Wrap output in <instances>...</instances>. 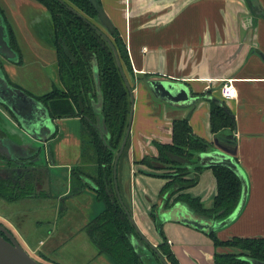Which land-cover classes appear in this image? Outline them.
I'll use <instances>...</instances> for the list:
<instances>
[{"label": "crops", "instance_id": "obj_1", "mask_svg": "<svg viewBox=\"0 0 264 264\" xmlns=\"http://www.w3.org/2000/svg\"><path fill=\"white\" fill-rule=\"evenodd\" d=\"M257 1L264 13V0ZM98 2L117 30L131 68L129 72L122 68L134 105L130 133L117 164L116 181L123 205L143 237L153 246L161 244L148 215L155 206L157 221L162 223L167 244L180 264H211L216 250L229 251L215 249L208 230H198L181 222L184 217H195L185 205L164 208L159 194L167 180L150 176L160 171L140 163L143 158L157 156L155 142L171 144L175 121H187L192 134L209 144L208 150L220 149L232 155L247 179L248 196L243 211L230 225L215 232L217 238H264V17L256 16L245 0ZM0 10L13 32L21 58L17 65L3 60L7 63L4 70L9 80L37 97L55 85L59 87L57 77L53 85L50 82L48 88H39L32 82H23L18 73L19 67L30 68V77H37L36 69L27 65V55L55 72L56 54L49 43L48 11L34 0H0ZM93 25L109 35L97 22ZM41 77L40 82L46 84ZM151 80H168L185 86L192 101L168 104L156 98L148 87ZM226 80H232L236 90V96L229 101H224L220 93ZM213 105L228 111L233 121L231 130L211 131ZM54 125L55 134L45 145L49 170L42 183L35 185L32 194L25 197L11 201L0 198L15 206L23 200L50 201L53 196L49 189L53 179L58 177L55 170L66 168V186L54 196L63 211L42 229H32L29 233L20 230L21 238L33 252L44 255L43 251L65 250L69 242L74 245L71 238L78 233L79 249L72 251L75 264L80 262L78 254H83L88 264H114L97 249L92 254L87 251L90 238L86 225L102 212L103 205L95 194L96 167L89 160L81 164L83 126L80 119H58L54 120ZM184 193L210 208L216 196L211 168L202 169L197 184ZM90 208L94 215L89 217ZM2 223L13 232V225ZM132 239L142 242L137 234L131 236V244ZM43 261L49 263L47 259Z\"/></svg>", "mask_w": 264, "mask_h": 264}, {"label": "trees", "instance_id": "obj_2", "mask_svg": "<svg viewBox=\"0 0 264 264\" xmlns=\"http://www.w3.org/2000/svg\"><path fill=\"white\" fill-rule=\"evenodd\" d=\"M42 5L50 16V45L56 54L55 72L58 86L46 94L34 97L44 103L53 120L79 118L83 126L81 137V164L89 162L96 166V199L103 205L102 212L86 225V232L99 254L107 255L114 264H142L131 245L130 238L136 232L119 203L114 191L112 166L127 127L130 99L128 91L118 71L116 60L108 43L88 23L96 21L97 12L88 0H34ZM98 1V0H97ZM70 7L72 12L67 9ZM4 20L5 16L0 10ZM85 19V20H84ZM9 44L15 50L21 63L13 32L5 20ZM116 49L122 68L131 71L124 44L115 28L108 35ZM96 59L99 66L100 90L103 95V117L109 132V147L101 143L97 132L91 127L94 114L90 98L95 96L91 76V62ZM210 126L213 133L231 130L233 121L225 108L212 106ZM157 156L143 158L141 164L154 171L150 176L166 179L159 197L164 208L177 204L185 205L191 212L206 220L221 219L232 212L240 196V181L229 169L211 168L216 181V196L212 206L205 208L199 199L184 193L194 187L202 168L196 167L195 153L206 152L209 144L201 141L191 132L187 121H175L172 125L171 144L154 143ZM81 169V166L79 167ZM76 170V169H75ZM29 193L11 194L9 187L0 185V197L11 201L25 197ZM156 207L148 213L161 238L158 250L167 264H180L167 244L162 231V223L157 221ZM215 249L211 264H251L250 260L264 262V238L231 237L219 240L215 232L208 231ZM231 251V252H230ZM159 259L155 256V262Z\"/></svg>", "mask_w": 264, "mask_h": 264}, {"label": "water", "instance_id": "obj_3", "mask_svg": "<svg viewBox=\"0 0 264 264\" xmlns=\"http://www.w3.org/2000/svg\"><path fill=\"white\" fill-rule=\"evenodd\" d=\"M60 3L64 4L62 0H58ZM91 6L96 10L97 16L96 21L108 34L113 30V25L106 15V13L101 8L97 0H88ZM249 5L250 10L256 15L264 17V13L260 8V5L257 0H245ZM67 9L74 12L70 7L67 6ZM85 20V19H84ZM102 38L108 43L112 52L114 54L116 64L120 76L124 82V85L128 91L130 97V113L125 130L124 137L122 139L121 145L118 151L115 153L112 166V177L114 191L117 196V199L123 210L125 211L129 222L133 226L136 234L139 236L140 240L133 242L132 247L134 252L137 254L138 258L142 264H149L146 258H149L151 262L154 261V258L150 251L156 255L161 264H167L163 259L162 255L158 251L156 246L150 244L145 237L141 234L138 227L136 226L134 220L128 213L127 209L123 205L121 199L117 181H116V169L118 161L123 153V150L126 146V142L130 133V126L132 122V112L134 99L132 95V90L124 76L122 66L114 48L111 40L108 38L107 34L98 29L95 25L90 24L85 20ZM0 58L5 61H8L13 64H19L20 59L18 53L12 49L9 44V35L5 20L0 13ZM91 76L94 83L95 95L97 100L94 97L90 98V105L92 112L94 114V123H90L91 127L97 132V135L103 144L104 147L110 149L109 147V132L106 127L105 119L103 117V95L100 90V80H99V66L97 60L94 58L91 62ZM148 87L152 94L168 103V104H186L192 101V97L188 94V89L178 83L168 81V80H151L148 82ZM0 105L4 106L9 113L13 116L17 125L11 123V136L8 143H2L4 150L10 153L11 149L16 153H23L19 157H11L10 160L15 161L20 158H27L35 155L34 146L39 145L45 147L47 141L54 136L55 134V125L54 120L50 117L48 108L43 105L40 101L34 99L33 97L27 95L24 91L14 88L8 84V81L5 77L4 71L0 68ZM10 135V134H9ZM9 158V157H8ZM196 167L199 168H213V167H224L231 170L240 181V196L235 208L227 216L214 220L212 222H204L202 220L193 218L192 216L184 217L181 219L183 224L192 226L198 230H208L209 232H217L237 219V217L243 211L247 196H248V183L244 175V172L238 165L234 157L226 152L221 151L220 149H211L206 152L195 153ZM189 212L186 211V214ZM190 214V213H189ZM251 264H264V262L250 260ZM0 264H44L35 260L24 248L18 243L14 238L11 232L0 223Z\"/></svg>", "mask_w": 264, "mask_h": 264}, {"label": "rangeland", "instance_id": "obj_4", "mask_svg": "<svg viewBox=\"0 0 264 264\" xmlns=\"http://www.w3.org/2000/svg\"><path fill=\"white\" fill-rule=\"evenodd\" d=\"M25 60L27 61V65L33 66L36 69V72L38 73L36 78H31L29 75V69L26 68L23 69L20 67L18 68V73H20V79H22L23 82H32V85H36L39 88H46L47 86L51 84L53 85L54 80L56 78V72H52L51 68L47 64H41L39 62H35L30 56H26ZM7 63L4 62L2 59H0V65L2 66L4 70V65ZM22 65V64H21ZM55 69V66H54ZM4 73L6 74L5 70ZM42 76V77H41ZM6 77L8 78V75L6 74ZM40 77L46 84H42L40 82ZM9 80V78H8ZM58 86V85H55ZM54 87V86H53ZM48 88V87H47ZM50 91V90H49ZM46 94V93H45ZM89 163V162H88ZM95 166V165H94ZM96 167V166H95ZM83 170H86L85 166H82ZM55 172L58 174L57 179H53V182L51 183V187L49 189V193L53 196V198L50 199V201H37V202H31L28 200H23V203H19L17 206L11 205L10 203L2 200L0 198V223L5 222L7 225L11 224L13 225L12 229V235L14 238L18 241V243L24 248L26 252H28L35 260L38 262L44 263V264H75V257L73 252L77 251L79 248L80 241L78 240L79 236L78 233L72 236L71 240H74V245H70L69 243L66 244V249L61 251L58 250L56 252L54 251H43L44 255H40L37 252H33V248L27 245V242L23 238H21V232L24 230L28 233L32 229L36 228H44L46 227V223L50 220L52 222V219L58 218L59 213L63 211V206L60 204L59 201L57 202L54 198V196L57 195L60 191L64 190V187L66 186V179L68 178L67 170L66 168L63 169L62 167L56 168ZM96 173V171H95ZM96 204V203H95ZM59 206V207H58ZM95 207V205H92L91 207ZM89 215H94V212L92 208H90V211L87 212ZM36 222H39L38 224H35ZM3 224V223H2ZM21 230V232H20ZM70 240V239H69ZM87 240V239H86ZM88 247L87 251L88 253H91L96 250L94 245L88 241ZM44 250V248H43ZM73 251V252H72ZM66 257L65 261L61 259L60 256ZM80 258V262L78 264H83L84 262H88L85 260V256L83 254H78ZM43 259H47L48 262H44ZM83 259V261H82ZM88 264V263H86Z\"/></svg>", "mask_w": 264, "mask_h": 264}, {"label": "flooded vegetation", "instance_id": "obj_5", "mask_svg": "<svg viewBox=\"0 0 264 264\" xmlns=\"http://www.w3.org/2000/svg\"><path fill=\"white\" fill-rule=\"evenodd\" d=\"M0 59H2V58H0ZM0 68H2L1 65H0ZM5 77H6V74H5ZM6 79H7L8 84L10 86L24 91L27 95H29L33 98L34 97L37 98V96L31 95L28 92H26L25 90H23L22 88H20L19 86H16L15 84H13L10 80H8L7 77H6ZM42 104L44 105V103H42ZM11 123L13 125H17L15 119L9 113V111L4 106L0 105V185L2 187L4 186V184L7 185V187H9V189H10L11 194H14V195L18 194V193L32 194V191H33V188L35 187V185L42 183L44 176L47 174V172L49 170V166H48L49 164H48L47 159L45 158L46 157L45 147L43 148L39 145H35L34 146V150L36 153L35 155H32L31 157H27V158L16 159L15 161L10 160V158L13 156L19 157L20 155L23 154V153L13 152L14 150H12V149H11L10 153H8L4 150L2 143L7 144L8 141H10L9 138H12V136H11V132H12ZM191 213L195 215V217H193V218H196V219L202 220L204 222H208V223L212 222L210 220L204 219L202 216H200L198 214H195L193 212H191ZM11 234H12V232H11ZM157 249H158V247H157ZM150 253L153 256L154 261L151 262V260L149 258H146L147 262L149 264H161L160 261L155 262V256L156 255L154 253H152V251H150Z\"/></svg>", "mask_w": 264, "mask_h": 264}, {"label": "built area", "instance_id": "obj_6", "mask_svg": "<svg viewBox=\"0 0 264 264\" xmlns=\"http://www.w3.org/2000/svg\"><path fill=\"white\" fill-rule=\"evenodd\" d=\"M220 93L224 101H229L236 96V90L232 84V80H226L222 83Z\"/></svg>", "mask_w": 264, "mask_h": 264}]
</instances>
